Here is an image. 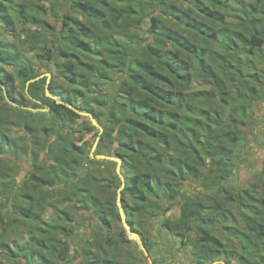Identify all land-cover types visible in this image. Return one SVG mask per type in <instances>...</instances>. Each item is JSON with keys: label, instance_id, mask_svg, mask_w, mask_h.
Masks as SVG:
<instances>
[{"label": "trees", "instance_id": "trees-1", "mask_svg": "<svg viewBox=\"0 0 264 264\" xmlns=\"http://www.w3.org/2000/svg\"><path fill=\"white\" fill-rule=\"evenodd\" d=\"M37 61L50 81L26 87ZM45 86L103 127L149 255L162 215L194 264H264V162L227 182L264 98V0H0V264H142L116 163L89 154L97 128Z\"/></svg>", "mask_w": 264, "mask_h": 264}, {"label": "rangeland", "instance_id": "rangeland-1", "mask_svg": "<svg viewBox=\"0 0 264 264\" xmlns=\"http://www.w3.org/2000/svg\"><path fill=\"white\" fill-rule=\"evenodd\" d=\"M115 17L116 14H112V20ZM36 65L40 72H49L45 63L37 61ZM103 86L109 91V93L115 91L113 85L103 83ZM40 110L45 111L46 109ZM243 135L245 144L243 147L241 146L238 150L236 168L234 169V172L227 181L229 185L234 188L245 186V184H247V182L253 177L254 173L262 168V164L264 162V98L253 106L252 117L250 118L247 125L244 127ZM92 139V133H90L85 136L84 141H87L89 144ZM77 144H80V142H77ZM96 150H98V152L101 154H108L110 152L109 149L104 146L99 148L96 147L95 151ZM22 161L23 163H28L29 158L24 157ZM84 167L87 168L88 164L86 163ZM187 187L188 184L185 185V188ZM166 216L172 218L178 217L179 208L177 206H173L172 210L166 212L163 217ZM75 217H77V215H75ZM160 217H162V215H158L154 218L152 217L146 227L147 234L153 244L151 255H149L150 252L147 250L150 259L152 260V258H155L158 264H192L193 260H191L189 247L181 246L179 239L175 236H170L169 234L168 237L166 236L167 233L158 225V219ZM84 226L85 225L83 224L74 223V228H72L71 233V235L73 236L71 241L72 249L78 247L81 244L82 240H84L88 236V234L84 230ZM127 237L129 238L128 234ZM21 239H23V237L20 236L18 240ZM173 241H177L176 243L179 246L178 248L173 249L172 247H170L171 244L173 245ZM135 242L138 244V250L134 249L137 257L142 260V264H149L146 255L143 253L142 249L139 246V243L137 242V240ZM72 253L73 256L71 257L68 264L77 263L76 255L74 254V252ZM121 253L122 251H120V255ZM212 264H223V262L215 261Z\"/></svg>", "mask_w": 264, "mask_h": 264}, {"label": "water", "instance_id": "water-1", "mask_svg": "<svg viewBox=\"0 0 264 264\" xmlns=\"http://www.w3.org/2000/svg\"><path fill=\"white\" fill-rule=\"evenodd\" d=\"M42 77H46V84H47L50 81L51 73H49V72L42 73V74H40V75H38V76H36L34 78L29 79L26 82V87L28 86V84L30 82H32L34 80H37L39 78H42ZM44 92H45V95L47 97L53 99L55 101V103L65 104L67 107L71 108L77 114L88 117L90 119V122L92 123V125H94L98 129V135L96 136V138H95V140H94V142H93V144H92V146L90 148V152H89L90 157L96 158V159L111 160V161H114L116 163V165H115V172H116V174H117V176H118V178L120 179V182H121V185L117 189V192H116L117 193L116 194V196H117L116 197V205H117V209H118V213H119V217H120L121 224H122L123 228L125 229L126 233L129 235V240H131V241H136L137 240V242L139 243L140 248L142 249L143 253L147 257L149 264H153L152 263V260L150 259L149 255H148L147 249L142 244V241H141V238H140L139 234L136 233V232H133L131 230V228H130V225L127 223L126 216H125L123 207L121 205V201H120L121 190L124 187V175L122 174V171H121V162H122L121 159L119 157H117V156H114V155L94 153V151H95V149L97 147L99 138H100V134L103 131V127L96 121V119L93 117V115L91 113L85 112V111H81V110H79V109L71 106L68 103H64L58 96L50 93L47 86H45ZM27 108L28 109H31V110H35L34 108H30V107H27ZM47 108H48V106L45 104V107L44 108H40V109L45 110Z\"/></svg>", "mask_w": 264, "mask_h": 264}, {"label": "crops", "instance_id": "crops-1", "mask_svg": "<svg viewBox=\"0 0 264 264\" xmlns=\"http://www.w3.org/2000/svg\"><path fill=\"white\" fill-rule=\"evenodd\" d=\"M258 117V116H257ZM170 235V234H169ZM168 234H166V236L168 237L169 236ZM171 236V235H170ZM177 241H173V245L171 244L170 247H172L173 249H176L178 248L179 246L177 245L176 243ZM193 264V263H192Z\"/></svg>", "mask_w": 264, "mask_h": 264}, {"label": "clouds", "instance_id": "clouds-1", "mask_svg": "<svg viewBox=\"0 0 264 264\" xmlns=\"http://www.w3.org/2000/svg\"><path fill=\"white\" fill-rule=\"evenodd\" d=\"M191 260H192V258H191ZM218 261H220V262H223L222 260H218ZM193 262V261H192ZM215 262V261H214ZM223 264H224V262H223Z\"/></svg>", "mask_w": 264, "mask_h": 264}]
</instances>
